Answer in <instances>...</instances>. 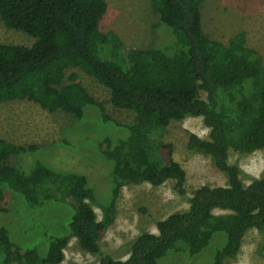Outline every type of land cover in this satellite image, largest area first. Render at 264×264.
<instances>
[{
    "label": "trees",
    "instance_id": "obj_1",
    "mask_svg": "<svg viewBox=\"0 0 264 264\" xmlns=\"http://www.w3.org/2000/svg\"><path fill=\"white\" fill-rule=\"evenodd\" d=\"M204 1L151 0L153 12L174 39L129 49L116 32L101 27L108 10L105 0H0L4 25L34 39L31 45L0 42V103L32 101L75 119L91 105L103 121L127 130L115 142L109 136L101 140L105 147L100 153L111 162L106 202L96 197L85 175L40 162L29 172L11 165V155L36 147L0 138V203L11 192L22 197L25 210L53 202L71 212L63 233L45 234L44 254L15 242L8 226L0 224V264H59L70 238L96 256L97 264H158L169 253L198 257L217 233L222 235L209 263L228 264L252 229L261 235L258 253L264 257V176L245 184L239 166L228 162L230 149H264V61L247 45L244 31L226 42L206 34L201 23ZM71 68L109 89L111 104L131 112L134 120H111L76 73L66 76ZM191 116L201 117L209 133L206 139L190 133L187 147L209 156L226 182L202 185L187 196L186 172L160 134L171 121ZM167 180L188 208L156 220L157 233L141 231L127 243L126 259L105 252L100 241L114 222L120 189L143 182L157 187ZM92 205L101 209V219ZM9 212L0 205V215Z\"/></svg>",
    "mask_w": 264,
    "mask_h": 264
},
{
    "label": "rangeland",
    "instance_id": "obj_2",
    "mask_svg": "<svg viewBox=\"0 0 264 264\" xmlns=\"http://www.w3.org/2000/svg\"><path fill=\"white\" fill-rule=\"evenodd\" d=\"M105 1L108 10L101 21L102 29L116 32L129 49L158 46L174 39L171 29L161 23L153 12L151 0ZM201 23L206 34L223 42L244 31L247 45L256 50L264 61V0H205L201 7ZM33 40L22 31L7 28L0 19V42L31 45ZM72 72L78 75L93 97L104 104L111 120L120 124L134 120L131 112L111 104L109 89L78 68L69 69L66 76ZM200 97L205 98V93L201 92ZM190 133L206 139L209 129L201 117L191 116L171 121L160 134L161 141L172 144L173 158L186 172L187 196L202 185L223 186L226 182L225 176L214 167L209 156L187 147ZM126 134L124 127L103 121L98 108L91 105L84 108L81 119H75L62 111H47L32 101L0 103V138L14 145L36 147L33 151L11 155V165L29 172L40 162L55 170L85 175L96 197L102 202L109 200L112 184L111 162L100 153L105 147L101 140L109 136L115 142L116 137ZM228 162L239 166L240 177L245 184L252 178L264 176V149L252 153L230 149ZM172 186V180L157 187L146 182L123 186L116 201L114 222L106 229L100 241L101 248L114 258L124 259L127 243L141 231L157 233L156 220L186 210L188 203ZM22 200L19 195L5 193V201L0 205L10 212L0 215V224L8 226L15 242L38 247L44 254L48 246L45 234L63 233L70 218V209L52 202L43 208L25 210ZM92 207L97 219H101V209L95 205ZM221 235L215 234L214 241L196 258L188 259L185 253L175 252L161 258L158 264H210V256L212 258ZM261 240L256 230L248 231L237 258L228 264H264V257L258 253ZM63 254L59 264H97V257L82 251L75 238H70Z\"/></svg>",
    "mask_w": 264,
    "mask_h": 264
},
{
    "label": "clouds",
    "instance_id": "obj_3",
    "mask_svg": "<svg viewBox=\"0 0 264 264\" xmlns=\"http://www.w3.org/2000/svg\"><path fill=\"white\" fill-rule=\"evenodd\" d=\"M126 259V258H125Z\"/></svg>",
    "mask_w": 264,
    "mask_h": 264
}]
</instances>
